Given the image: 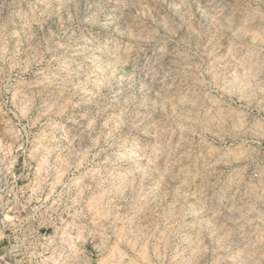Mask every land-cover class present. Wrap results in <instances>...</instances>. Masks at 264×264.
<instances>
[{"label": "rangeland", "instance_id": "1", "mask_svg": "<svg viewBox=\"0 0 264 264\" xmlns=\"http://www.w3.org/2000/svg\"><path fill=\"white\" fill-rule=\"evenodd\" d=\"M146 263L264 264V0H0V264Z\"/></svg>", "mask_w": 264, "mask_h": 264}, {"label": "bare ground", "instance_id": "2", "mask_svg": "<svg viewBox=\"0 0 264 264\" xmlns=\"http://www.w3.org/2000/svg\"><path fill=\"white\" fill-rule=\"evenodd\" d=\"M140 256V255H139ZM144 258H146V257H144ZM146 260V259H145ZM140 261V260H139ZM140 262H143V261H140ZM146 262V261H145ZM147 264V263H146Z\"/></svg>", "mask_w": 264, "mask_h": 264}]
</instances>
